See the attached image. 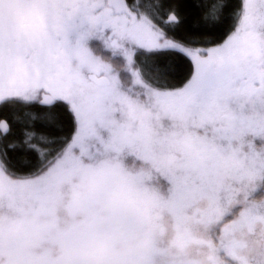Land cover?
I'll return each mask as SVG.
<instances>
[{
	"label": "snow or ice",
	"instance_id": "6c2138e0",
	"mask_svg": "<svg viewBox=\"0 0 264 264\" xmlns=\"http://www.w3.org/2000/svg\"><path fill=\"white\" fill-rule=\"evenodd\" d=\"M0 264H264V0H0Z\"/></svg>",
	"mask_w": 264,
	"mask_h": 264
}]
</instances>
